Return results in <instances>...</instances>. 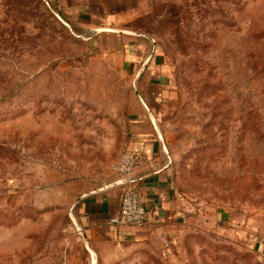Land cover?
<instances>
[{"label": "rangeland", "instance_id": "374dc122", "mask_svg": "<svg viewBox=\"0 0 264 264\" xmlns=\"http://www.w3.org/2000/svg\"><path fill=\"white\" fill-rule=\"evenodd\" d=\"M56 1L0 0V264H264V0ZM145 62L185 212L120 242L76 205L116 189L134 109L152 115Z\"/></svg>", "mask_w": 264, "mask_h": 264}, {"label": "crops", "instance_id": "0c3cea01", "mask_svg": "<svg viewBox=\"0 0 264 264\" xmlns=\"http://www.w3.org/2000/svg\"><path fill=\"white\" fill-rule=\"evenodd\" d=\"M56 2L59 6L65 5L63 4V0H57ZM89 2L94 3L96 1L72 0V2H70L69 0V2H65L67 6L64 7L71 6L76 8V6L89 5ZM64 9L62 10L67 14L65 18L69 20L67 21L69 23L72 21L71 15L66 11L67 8ZM123 12L126 11L124 10ZM95 22V18L92 17L86 21L85 24L87 27H90L89 29L95 32L111 33L109 35L120 37L122 40L123 53L127 55L130 64L143 60L141 57L131 54L130 51L132 47L131 43L134 44V40L138 39L137 36H142L141 34L127 29L108 27L107 25L97 26ZM99 28H109L114 31H99ZM155 52L156 50L154 51L153 57ZM148 63L143 66L142 74L138 72L137 75L144 85V88L142 87L138 95L142 100L144 99L147 102L144 106L151 110L150 112H152V115L146 114V112L143 114L144 110H141V108L134 109L135 114L131 121L132 135L127 146V150L134 152L137 157V164L131 176V181L133 185L136 186L141 201L148 210L149 216L147 223L143 227L116 226L109 224L110 218L117 215L121 207L124 188L116 184L118 180L114 183L116 189L89 192L85 194L84 197L80 199L78 205H76V209L79 210L81 216V221L87 228L96 230L98 225L107 223L109 226L107 229L113 231L115 238L120 242L144 241L150 235H154L156 231H162L172 223L177 222L179 217H181V213L185 212V205L183 204L182 198L174 188L173 172L166 156L167 152L165 146L162 140H160L161 137L158 132L160 119L152 106V104L157 105V103L152 102L151 98H148L150 93L152 94L153 92L156 94L157 91L161 92L160 94L163 96L162 90L160 89L161 86H155L153 90L150 89L152 86H146L147 82L156 84V81L161 77L160 75H162V73L154 75L153 72L149 71L150 68ZM147 67L149 70H147ZM147 79L150 80L147 81ZM149 110L147 109L148 112ZM262 246H264V243H262Z\"/></svg>", "mask_w": 264, "mask_h": 264}, {"label": "built area", "instance_id": "2783aa9c", "mask_svg": "<svg viewBox=\"0 0 264 264\" xmlns=\"http://www.w3.org/2000/svg\"><path fill=\"white\" fill-rule=\"evenodd\" d=\"M137 164L134 152L126 151L122 154L115 169L118 175L116 184L123 186L121 207L117 215L110 218V225L143 227L148 221V210L140 198V194L131 176Z\"/></svg>", "mask_w": 264, "mask_h": 264}, {"label": "water", "instance_id": "95a60500", "mask_svg": "<svg viewBox=\"0 0 264 264\" xmlns=\"http://www.w3.org/2000/svg\"><path fill=\"white\" fill-rule=\"evenodd\" d=\"M99 31H114V30H112V29H109V28H99ZM116 32H118V31H116Z\"/></svg>", "mask_w": 264, "mask_h": 264}]
</instances>
